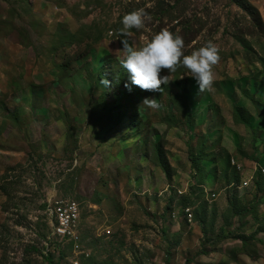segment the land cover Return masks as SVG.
Listing matches in <instances>:
<instances>
[{
    "label": "rangeland",
    "instance_id": "rangeland-1",
    "mask_svg": "<svg viewBox=\"0 0 264 264\" xmlns=\"http://www.w3.org/2000/svg\"><path fill=\"white\" fill-rule=\"evenodd\" d=\"M240 1L0 0V264H264V0ZM139 8L135 47L163 28L185 54L218 46L213 91L184 67L161 92L131 84ZM59 200L77 243L52 229Z\"/></svg>",
    "mask_w": 264,
    "mask_h": 264
},
{
    "label": "clouds",
    "instance_id": "clouds-1",
    "mask_svg": "<svg viewBox=\"0 0 264 264\" xmlns=\"http://www.w3.org/2000/svg\"><path fill=\"white\" fill-rule=\"evenodd\" d=\"M146 19H150V16L144 8L133 10L122 18L121 35L125 38L121 40L123 56L118 58V62L130 74L131 84L141 90L161 92V86L168 85L171 81V73L176 72L179 67H184L190 77L195 79L199 92L213 91L214 67L221 60L218 46L209 40L190 54H185L182 36L163 28L142 46L135 47L127 38L131 35L128 30L142 29ZM165 69L170 75L161 76V71ZM102 83L107 87L109 82L103 80ZM125 87L131 91L128 84H125ZM142 105L149 109L161 107L157 99L147 97L142 101Z\"/></svg>",
    "mask_w": 264,
    "mask_h": 264
},
{
    "label": "built area",
    "instance_id": "built-area-1",
    "mask_svg": "<svg viewBox=\"0 0 264 264\" xmlns=\"http://www.w3.org/2000/svg\"><path fill=\"white\" fill-rule=\"evenodd\" d=\"M260 167L261 175L264 177V167ZM190 212V209H187ZM52 216V229L61 238H68L77 243L79 235L77 225L79 222V207L75 201L59 200L50 209ZM192 216V213L189 214ZM77 247V244H76Z\"/></svg>",
    "mask_w": 264,
    "mask_h": 264
},
{
    "label": "trees",
    "instance_id": "trees-1",
    "mask_svg": "<svg viewBox=\"0 0 264 264\" xmlns=\"http://www.w3.org/2000/svg\"><path fill=\"white\" fill-rule=\"evenodd\" d=\"M245 2H246V0H241L240 2H238L239 3V6L240 7H243L244 4H245ZM178 85H179V87L181 89V93H177L176 94V97L178 99L186 100V96H187V94L189 92L188 85H187V80L186 79L180 80L178 82ZM245 114H247L248 116H250L248 108L243 107V106H236V116L239 118V121L242 124L246 125V126H250L251 125L250 119H249V117L247 118ZM190 160L192 161L193 166L195 168L200 166V155L199 154H193V153H191L190 154ZM165 171L168 172V169H165ZM258 175L264 181V177L260 174V171L258 172ZM47 259L50 260L48 257H47Z\"/></svg>",
    "mask_w": 264,
    "mask_h": 264
}]
</instances>
